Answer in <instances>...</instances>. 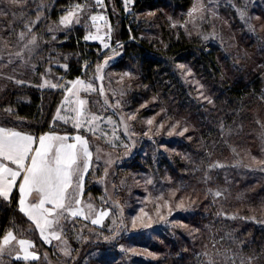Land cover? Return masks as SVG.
<instances>
[{"label": "rangeland", "instance_id": "rangeland-1", "mask_svg": "<svg viewBox=\"0 0 264 264\" xmlns=\"http://www.w3.org/2000/svg\"><path fill=\"white\" fill-rule=\"evenodd\" d=\"M50 1L52 4L49 6ZM55 1L19 0L13 3L12 0H0V34L2 30L8 33L7 39L0 43L4 45L0 47V96L12 88V85L18 88L23 85L34 87L36 84L34 88L40 91L55 90L56 94L62 90L64 96L52 125L66 126V130L68 127L70 129L65 134L47 132L46 136L56 134L59 137H67L65 142L76 143L78 148L80 144L75 137L80 136L87 142L91 152L86 169L83 167L85 161L83 159L78 161L80 174L79 177H73L74 186L71 189L83 191L79 207L83 210L82 214L69 218L63 229V235L66 232L67 237L59 234V239L51 245L61 256L62 264H67L66 262L77 255L83 257L81 264H89L91 261H95L96 264H171L165 263L167 253H164V248L170 240L182 243L184 239H181L179 234H183L184 237L191 235L189 241L193 246L191 249L186 247L182 257L193 260L192 249L195 248L198 251L194 264L204 262L214 264L218 262L222 253L232 256L227 248L228 243L222 247L218 240L215 242L210 240L209 236L203 235L209 232L208 228H205L207 224L190 227L188 220L193 212L200 210L199 208L209 209V205L206 206L205 202H202V190L196 189V195L192 194L193 186L191 189L180 190L181 186L179 187L172 177L171 170L177 166L178 171L183 173H189L185 168H194L196 161L191 158L186 162L190 157H185L182 145L187 144L195 148L193 141L202 140L189 121L193 117H189L187 112L173 120L165 112L159 111L148 116L139 115L140 111L148 110L151 105L148 98L141 101L143 102L141 104L132 102L135 92L141 88L142 83L139 72L131 69L129 72L109 71L105 87L101 93L99 92L97 83L103 84L101 77L107 65L120 56V51L116 50V47L126 43L120 42L115 45L113 41L111 19L113 0H102V4L99 5L95 0H73L58 22L51 23L46 29L55 34L59 33L62 27H82L85 41L100 46V55L96 59H101L92 69L85 71L83 77L63 79L54 68L64 65L58 62L56 57H52L51 52H48L47 56L53 59L47 65H43L41 57L40 62L34 61V57L42 48L41 39L34 29L45 22L44 17L50 15ZM118 2L123 8L124 18L131 30L129 41L158 42L161 47L167 48L166 32L170 31L175 41L182 39L191 43L198 42L199 46L195 47L199 53L204 55L212 51L217 53V60L223 72L229 68L235 72L241 70L245 71L243 78H248L250 70L254 68L252 66L255 56H261L264 50V0H190L188 7L178 10L173 9L172 5L169 8L158 6L154 10H142L134 5L135 0ZM48 6L49 9L46 10ZM70 12L71 23L67 25L61 23ZM92 16H96L97 19L93 21ZM131 24L139 31L138 38L134 36ZM21 35L23 39L20 38ZM33 39L34 44L31 43ZM157 54L165 55L159 52ZM246 60L251 61L249 63ZM226 62L228 64H225ZM39 65L42 68L37 72ZM83 67L86 68V65ZM174 67L186 91V100L193 104L189 105L204 107L205 110V106L208 109L214 108L219 95L212 83V77H215L216 73L208 71L210 75L209 73L207 75V70L204 67L202 70L199 63L193 65L188 61L176 63ZM88 85L92 87L88 88ZM73 88L77 90L75 95L70 91ZM16 99L29 102V97L17 96ZM80 100L85 102L82 106V126L76 128L70 118L75 115L72 109L81 107ZM261 116L257 118L258 131L253 132L256 140H253V143L257 147L256 155L250 148L253 143L246 149L233 141L229 144L232 155L239 160L234 166L239 169L240 166L247 169L250 167L264 169V113ZM92 117L97 119L92 120ZM66 120L68 122H65ZM148 120H152L153 123L148 124ZM139 153L142 157L138 155ZM160 158H168V168L167 166H164L163 170L159 168ZM150 159L153 167H148L145 163L143 168L133 169L137 161L144 163ZM229 159L216 162L222 166L221 172L226 171L219 175L216 208H219V212L222 208L227 209L228 213L230 211L227 201L230 199V192L225 185L234 183L237 178L229 172L233 166ZM242 171H245V168ZM202 178L204 179V173ZM263 183L261 185H264ZM259 186L256 185V188L249 192H256ZM89 204L92 206L91 212L88 209ZM212 204L214 205L213 201ZM231 210L229 214L233 218L234 207ZM101 212H107L108 215L104 216L99 224H93L91 221L97 219ZM248 212L250 216L264 222V204L250 208ZM9 232L13 236L16 234L13 229L7 230L2 235L1 242L3 236ZM24 236L26 239L23 240L34 245L28 235ZM14 237L16 239L5 246L3 254L0 255V264L35 262L36 259H23L24 250L18 243L22 239L21 233ZM76 244H79L78 252L74 248ZM154 245L160 246V250L153 249ZM9 249L12 250L11 254ZM30 249L27 250L30 252ZM16 256L21 258L16 259ZM46 261V264H50L48 260Z\"/></svg>", "mask_w": 264, "mask_h": 264}, {"label": "trees", "instance_id": "trees-1", "mask_svg": "<svg viewBox=\"0 0 264 264\" xmlns=\"http://www.w3.org/2000/svg\"><path fill=\"white\" fill-rule=\"evenodd\" d=\"M72 1L56 0L53 2L50 15L48 17L45 15V22L40 23L37 29H34L42 42V48L34 57V61L40 62L41 57L43 65H47L53 59L47 56L48 52H51V56L56 57L55 59L64 65L54 68L63 79L65 77L69 79L83 77L84 72L92 69L101 59H96L100 55V46L85 41V32L82 27H62L60 32L55 34L46 31L51 23L58 22L59 17ZM118 1L113 0L111 6V19L114 30L113 41L115 45L120 42L126 43L116 47V50L120 51V56L107 65L101 77V80L104 81L103 84L97 83L99 92L101 93L105 87V80H107L109 71L129 72L131 69L136 73L139 72V79L142 83L141 88L139 87L135 92L132 102L141 104L143 103L141 101L148 98L151 105L148 110L140 111L139 115L145 114L148 116L159 111V113L165 112L173 120L180 117L183 112H187L189 117H193L189 121L198 131L202 140L193 141L196 145L195 148L187 144L182 145H184L185 157H190L186 162L191 158L196 161L194 168L187 166L188 168H185V170L188 169L189 173L179 172V166L176 167L177 170H171L174 181L178 186H181L180 190L191 189L190 187L193 186L194 191L192 194L196 195V189H201L202 202H205L206 206L209 205L208 210L199 208L200 210L190 215L188 220L190 227L195 228L198 224H207L205 228H208L209 232L203 234L204 236H209L208 238L215 242L218 240L222 247L228 243L227 248L232 256L220 252L222 254H220L218 262L214 264H264V222L257 217L250 216L248 212L250 208L264 204V185H261L264 182V169L262 167H250L249 169L245 166H240V169L235 167L234 165H237L239 160L234 154L232 155L229 147L230 142L233 141L241 148L246 149L255 140L253 132H257L259 128L257 118L264 113V50L261 56H255L252 66L254 68L250 70L248 78H243L245 71L237 70L238 72H235L229 68L228 71L223 72L221 64L217 60V53L215 54L214 51L206 55L199 53L196 49L199 46L198 42L191 43L182 39L175 41L174 35L170 31L166 32L167 48L161 47L158 42L129 41L132 35L131 30L124 18L123 8ZM189 2L190 0H135L134 5L142 10H154L158 6L169 8L172 5L173 9L177 8L178 10V8L188 7ZM51 4L52 1H50L49 6ZM49 6L46 10L49 9ZM131 28L134 36L138 38L139 31L136 30L133 24H131ZM7 34L6 31H1L0 43L7 39ZM2 46L4 45L0 44V47ZM158 52L165 55H159ZM181 61H188L193 65L199 63L202 70L204 68L207 70V75L208 73L210 75L208 71L217 74L212 77V83L219 92L214 108L210 107L208 109L205 106V110L204 107L189 105L193 104L186 100V91H184L179 80V74L174 67V64ZM250 61L246 60L249 63ZM84 65H86V68L83 67ZM41 68L42 66L39 65L36 71L40 72ZM254 69L255 71H253ZM35 86L36 84H34ZM34 87L23 85V87L17 88V86L12 85V88H9L5 91V94L0 96V125L34 134L40 132L66 133L70 129L69 127L66 130V126L52 125L54 115L64 96L63 91L60 90L56 94L55 90L40 91ZM17 96L29 97V102L16 99ZM250 148L253 154L256 155L257 147L254 143ZM138 155L142 157V154L139 153ZM226 158H231L229 160L233 163L229 172L237 177L234 183L225 185L230 192V199L232 198L231 200L228 199L227 207L230 212L233 207L235 209L233 218L227 209L222 208L219 212V208H216V199H218L216 188L219 175L226 172H221L222 166L217 165L216 162L223 161ZM167 159L160 158L159 168L161 170L164 166L168 168ZM145 163L148 164V167H153L151 159L144 163L139 160L133 165V169L139 170L144 167ZM244 168L245 171H242ZM203 173L204 179L202 178ZM256 185H260V188L256 192L251 191L250 193L249 191L254 190ZM244 191L246 192L244 193ZM243 208L245 211L242 212ZM10 229H13L16 234L26 233L35 243L40 258L30 264H46V260L50 264L63 263L55 248L47 246L40 238L35 225L20 211L18 203L15 200L11 202L0 197V241L2 235ZM179 236L184 239L182 243L177 240L167 241L164 253H167L168 258H165V263L194 264L198 251L195 248L192 249L194 252L193 260L185 259V256L184 259L182 257L184 249L186 247L191 249L193 246L189 241L191 235L185 236L187 239L183 234H179ZM152 247L156 251L160 250V246L154 245ZM74 248L78 252L79 244L74 245ZM82 259L83 257L77 255L66 263L81 264ZM89 264H96V262L91 261ZM202 264H210V262Z\"/></svg>", "mask_w": 264, "mask_h": 264}, {"label": "snow or ice", "instance_id": "snow-or-ice-1", "mask_svg": "<svg viewBox=\"0 0 264 264\" xmlns=\"http://www.w3.org/2000/svg\"><path fill=\"white\" fill-rule=\"evenodd\" d=\"M13 3L19 0H12ZM96 4H102V0H95ZM79 7V6H78ZM70 12L65 16L61 23H71ZM101 19L103 17H100ZM91 19L95 21L96 16ZM23 39V35L20 37ZM88 37H86L87 39ZM31 43H35L33 39ZM107 46V45H106ZM77 83H82L77 81ZM91 88L92 85H88ZM75 95L77 90L70 89ZM85 102L79 101L80 108H73L75 113L70 119L74 122V127L82 126V106ZM97 119L92 117V120ZM65 122H68L67 120ZM152 124V120L147 121ZM162 126V125H161ZM91 130V129H90ZM186 131V129H185ZM67 137L59 136H41L39 138V146L33 147L34 139L29 135H22L20 132L0 128V197L9 198L11 189L18 186L21 199L19 200L20 211L24 212L36 227L40 230V234L44 237L45 231L51 227L53 221L48 217L56 212L55 223H59V218L64 215V211H69L72 217H77L82 214V209L74 207L78 205L80 200L79 193L76 190L69 191L72 188L73 177H79L80 165L79 160L85 161L83 167H88V161L91 159V152L87 146V142L82 140L80 136H76L75 140L79 142L78 148L76 143H66ZM14 166V167H13ZM19 180V184H17ZM77 187L79 185L77 184ZM36 193L38 202L30 204L26 209L24 207L25 200L31 193ZM167 203V202H165ZM51 205L52 207H45ZM89 212L92 211V206L88 205ZM107 212H101L97 219H93V224H99ZM67 218V217H65ZM54 238L59 239V236ZM15 237L11 232L3 236L0 242V255L3 254L5 246H8ZM47 239V237H45ZM21 248L24 250V260L38 259L35 253L29 252L27 249L33 247L29 241L19 240ZM12 250L9 249V254ZM16 256V259H20Z\"/></svg>", "mask_w": 264, "mask_h": 264}, {"label": "crops", "instance_id": "crops-1", "mask_svg": "<svg viewBox=\"0 0 264 264\" xmlns=\"http://www.w3.org/2000/svg\"><path fill=\"white\" fill-rule=\"evenodd\" d=\"M0 128H5V129H9V130H13V131H17V132H20L22 135H29V136H32L33 137V139H34V144H33V147L35 148V147H38L39 146V138L41 137V136H46V133H42V132H40V133H38V134H34V133H30V132H22V131H18V130H15V129H13V128H8V127H5V126H3V125H0ZM55 133H58V134H65V133H59V132H55ZM51 136H56V134H52ZM14 167V166H13ZM17 184H19V180H18V182H17ZM73 184H72V188H73ZM71 188V189H72ZM71 189H69V191L71 192L72 190ZM83 191L81 190L80 192H78L79 193V196H78V198H79V200H80V202L82 201L81 199H82V193ZM4 198V197H3ZM21 199V197H20V193H19V190H18V186H14L12 189H11V191H10V194H9V198H7V200H9V201H11V202H14V200L18 203V205H19V207H21L20 206V204H19V200ZM38 202V196L36 195V193H31V194H29L28 195V197L26 198V200H25V205H24V207L27 209L28 208V206L30 205V204H33V203H37ZM81 206V204L79 203L78 205H74V207H76V208H79ZM45 207H49V208H51L52 206L51 205H45ZM59 211H61V210H55L54 212H53V214L51 215V216H49L48 217V219L49 220H51V221H53V223H52V225H51V227L50 228H48L46 231H45V233H44V237H42L41 236V234H40V230L36 227V225H35V223L32 221V220H30L34 225H35V227H36V230H37V232L39 233V236H40V238L44 241V243L47 245V246H51L52 244H54V242L57 240L56 238H54V235L53 234H55V236H58L59 234H60V236H62L63 235V229L65 228V226H66V224H67V221L69 220V218H73L71 215H70V212L69 211H64V215L63 216H61L60 218H59V223L57 224V223H55L54 221H55V217H56V212H59ZM24 213V212H23ZM25 214V213H24ZM26 215V214H25ZM27 216V215H26ZM28 217V216H27ZM65 217H67V218H65ZM57 228H59V229H57ZM61 230V231H60ZM66 231V230H65ZM26 233H21V235H22V239H26V236H24ZM16 234H14V236H15ZM27 235V234H26ZM63 236H66L67 237V234H66V232L64 233V235ZM45 237H47V239H45ZM31 238V237H30ZM15 239H16V237H15ZM14 239V240H15ZM1 242V241H0ZM51 247H53V246H51ZM30 252H32V253H35V255L37 256L38 255V257L40 258V254H39V252L37 251V249H36V247H35V243H34V247H31V249H30ZM39 258H38V260H39ZM36 261H37V259H36Z\"/></svg>", "mask_w": 264, "mask_h": 264}]
</instances>
